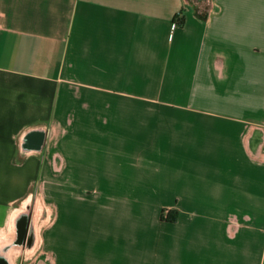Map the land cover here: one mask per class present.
<instances>
[{
    "label": "crops",
    "instance_id": "1",
    "mask_svg": "<svg viewBox=\"0 0 264 264\" xmlns=\"http://www.w3.org/2000/svg\"><path fill=\"white\" fill-rule=\"evenodd\" d=\"M33 199L11 264H264V0H0V238Z\"/></svg>",
    "mask_w": 264,
    "mask_h": 264
},
{
    "label": "flooded vegetation",
    "instance_id": "2",
    "mask_svg": "<svg viewBox=\"0 0 264 264\" xmlns=\"http://www.w3.org/2000/svg\"><path fill=\"white\" fill-rule=\"evenodd\" d=\"M39 205L38 202L35 201L33 199V201H28L27 204L24 205V207L19 210L14 218V225H13V234L12 236L19 238V236L21 235L22 231H24V228L26 226V224L30 223V227L31 229L28 231V235H30L31 233H33V220L35 219V217L38 214V210H39ZM33 213V218L30 217V215ZM17 244H19L18 241H16ZM21 247L19 249H26L31 247L33 244H20ZM16 250L14 249H10L8 251H5V248L3 246V244H0V264H11L10 262V256L12 255L11 253Z\"/></svg>",
    "mask_w": 264,
    "mask_h": 264
},
{
    "label": "water",
    "instance_id": "3",
    "mask_svg": "<svg viewBox=\"0 0 264 264\" xmlns=\"http://www.w3.org/2000/svg\"><path fill=\"white\" fill-rule=\"evenodd\" d=\"M33 237H34L33 233H31L30 235H28V232L21 233L19 238H16L15 236L14 237L11 236L10 239H8L6 242H3L1 244H3L5 251H8L10 249L18 250L21 247L20 244H32L34 240ZM16 241H18L19 244H17Z\"/></svg>",
    "mask_w": 264,
    "mask_h": 264
},
{
    "label": "trees",
    "instance_id": "4",
    "mask_svg": "<svg viewBox=\"0 0 264 264\" xmlns=\"http://www.w3.org/2000/svg\"><path fill=\"white\" fill-rule=\"evenodd\" d=\"M173 21H178L179 23H183V16H181L179 13H177L174 17H173ZM168 218L170 219H174L175 216H169Z\"/></svg>",
    "mask_w": 264,
    "mask_h": 264
},
{
    "label": "rangeland",
    "instance_id": "5",
    "mask_svg": "<svg viewBox=\"0 0 264 264\" xmlns=\"http://www.w3.org/2000/svg\"><path fill=\"white\" fill-rule=\"evenodd\" d=\"M8 239H10L9 235H7L6 237L0 238V244L3 243V242H6Z\"/></svg>",
    "mask_w": 264,
    "mask_h": 264
},
{
    "label": "built area",
    "instance_id": "6",
    "mask_svg": "<svg viewBox=\"0 0 264 264\" xmlns=\"http://www.w3.org/2000/svg\"><path fill=\"white\" fill-rule=\"evenodd\" d=\"M181 23H179L178 21H175L173 24V28L178 27Z\"/></svg>",
    "mask_w": 264,
    "mask_h": 264
},
{
    "label": "bare ground",
    "instance_id": "7",
    "mask_svg": "<svg viewBox=\"0 0 264 264\" xmlns=\"http://www.w3.org/2000/svg\"><path fill=\"white\" fill-rule=\"evenodd\" d=\"M15 251H13L11 254H13Z\"/></svg>",
    "mask_w": 264,
    "mask_h": 264
}]
</instances>
